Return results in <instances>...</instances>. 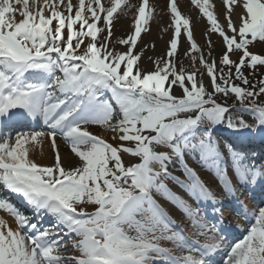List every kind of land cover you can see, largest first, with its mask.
Instances as JSON below:
<instances>
[{"label": "snow or ice", "instance_id": "6c2138e0", "mask_svg": "<svg viewBox=\"0 0 264 264\" xmlns=\"http://www.w3.org/2000/svg\"><path fill=\"white\" fill-rule=\"evenodd\" d=\"M125 2L0 0V210L17 224L13 229L0 217V264H208L205 258L218 251L224 252L222 264H264V202L248 208L228 175L230 166L241 186L264 185V166L247 164L232 145L222 150L213 138L225 124L237 132L264 133V103H257L264 95V78L252 82L242 71L264 66V54L250 51L264 42V0H222L226 27L211 0H191L210 25L207 58L190 19L181 14L177 0H170L174 37L167 58H157L155 71L148 73L138 66L143 50L134 54V49L153 19L149 0L138 8L134 31L115 42L128 46L127 51L117 52L112 44L113 21ZM236 7L242 9L238 22ZM102 17L104 27H99ZM105 29L107 36L99 41ZM182 29L190 44L186 55L206 70L211 91L202 79L197 81L199 69L186 73L176 67ZM212 33L225 45L219 67L211 58ZM236 52L239 59H231ZM229 94L241 103L237 111L249 113L255 123L231 117L226 101L218 99ZM247 98L252 99L245 104ZM36 123L48 132L35 130ZM84 125L111 131L119 143H109ZM45 135L54 152L50 166L29 158L28 145ZM58 135L78 166H63ZM124 154L139 162L126 165ZM186 157L213 173L247 220V227L237 225L236 238L225 242L217 235L224 200ZM176 164L186 180L169 170ZM169 179L198 205L210 203L216 219L202 217L199 207L164 183ZM154 192L191 222L193 238ZM69 242L79 255H66ZM162 242L173 244L179 254Z\"/></svg>", "mask_w": 264, "mask_h": 264}, {"label": "bare ground", "instance_id": "6f19581e", "mask_svg": "<svg viewBox=\"0 0 264 264\" xmlns=\"http://www.w3.org/2000/svg\"><path fill=\"white\" fill-rule=\"evenodd\" d=\"M78 0H73V3L76 4ZM102 3L105 4V6L110 5V0H102ZM142 5V0H126L125 4L121 7V9L118 11L117 16L123 12H125V16L123 17H117L115 18L116 23L113 24V36H112V44L115 47L117 52H125L127 51L128 46L126 45H119L116 44L117 39L121 38H126L130 33L134 31V21L135 18L138 15V8ZM211 3L215 5L214 11L216 12L218 16V20L222 25H225L226 27V21H225V15H226V8L222 4V0H211ZM169 4L170 0H149V5L153 9V19L149 22V28L150 32L148 37H146V40L142 41L138 48V53L143 50V55L141 56L139 63V68L141 72L143 73H148L155 71V64L154 61L157 58H167L166 54L169 51V45L171 39L174 37V27H170L172 24V19H171V13L169 9ZM177 5L179 10L181 11V14L188 17L191 21L192 27H193V35L194 39L196 40L197 44L202 48L205 47L204 53L205 56L207 57V53L209 51L207 44H206V30L210 27V25L207 22L206 17H204L199 9H197L192 3L191 0H177ZM158 10V11H157ZM159 12V15L157 16L156 12ZM242 11L240 7L235 8V13H234V19L237 20L238 22V15ZM47 14V13H46ZM127 17V18H125ZM21 19L19 16L18 20ZM114 21V22H115ZM184 31L182 29V34L180 38V43L178 46V52L175 56V63L176 67L179 70L181 67L185 70L186 73H189L188 70L185 68L187 66L192 67L194 66L191 58L186 55L187 52L190 50V44L187 41L186 37L183 36ZM217 36L215 33H212L210 36V39L212 41V49H211V58L216 59L218 58V55L220 51H222V44L221 41H217ZM217 41V42H216ZM154 45V47H153ZM225 51V47L223 48ZM251 50L253 52H259L264 50V45L263 44H254V46L251 47ZM223 51V52H224ZM192 55H198L197 53H192ZM199 64V60L196 61V65ZM202 80H207V78L202 77ZM174 94L179 95L180 90L178 88L173 89ZM99 136H102L104 139H106L109 143H112L113 145H116L119 143L118 140L112 139L113 133L111 131L102 132ZM219 138L220 146H222L221 143L224 141ZM41 138L38 139V142L34 144L28 145L30 149V159H34V161L40 165H47L50 166L54 163V152L51 150L48 151L50 148L49 145L45 144L44 142H39ZM57 143V142H56ZM61 155V161L62 164L65 168H69V165L73 162V160L77 159L79 162L78 158L74 156V154H65L64 152L60 151ZM243 154V153H242ZM244 155V154H243ZM123 156H127L128 158H132L131 156L124 154ZM188 158V157H187ZM188 158V163H191ZM76 161V160H75ZM76 163L78 164V162ZM78 166V165H77ZM191 167L194 168V165H190ZM179 166L176 165H169V170L172 172L179 173L176 169ZM204 175V174H201ZM203 177V176H202ZM204 179V177H203ZM254 187H251V190H254ZM259 188V187H256ZM227 199V198H225ZM224 199V200H225ZM192 206L196 203L195 200L189 199L187 200ZM91 206H87V208H90ZM197 207V206H196ZM89 210V209H88ZM173 217L175 218L177 224L178 219L175 214H172ZM0 217L4 218L7 223L15 229L17 227V224L14 220V218L10 215L4 212L3 210H0ZM239 225H241L238 222ZM237 225V222L235 223ZM201 243L204 242L203 239H200ZM169 244V243H168ZM171 249L175 250V246L170 243Z\"/></svg>", "mask_w": 264, "mask_h": 264}, {"label": "rangeland", "instance_id": "374dc122", "mask_svg": "<svg viewBox=\"0 0 264 264\" xmlns=\"http://www.w3.org/2000/svg\"><path fill=\"white\" fill-rule=\"evenodd\" d=\"M140 4L141 3H139V6H140ZM137 8H139L138 6H137ZM158 11V10H157ZM125 12L126 11H123V12H121L118 16L119 17H123V16H125L124 14H125ZM156 11H154V13H155ZM156 14H157V16L159 15V12H156ZM185 15V14H184ZM116 16H117V14L115 15V18H116ZM117 16V17H118ZM18 18H19V16L17 15V17H16V19L18 20ZM115 18H114V21H115ZM125 18H127V17H125ZM113 21V24L114 23H116V21L114 22ZM54 24H55V22H54ZM99 27H104V22H103V17H102V19H101V22L99 23ZM149 30L148 31H146V32H142V34H141V37H140V39L138 40V42H137V45H136V48L134 49V54L135 53H138V48H139V46H140V44L142 43V41H144V40H146V37H148V35H149V32H150V28H149V24L146 26ZM112 33H113V25H112ZM230 34V33H229ZM215 35L217 36L216 38H217V41H221V44H222V51H220L219 52V54L220 55H218V58H216V60H217V65H218V67L220 66L219 65V60H220V57L222 56V54L224 53L223 51H224V43H223V40H222V38L221 37H219V35L218 34H216L215 33ZM105 36H107V29H105V31L104 32H102V33H100V34H98V40L99 41H102L103 40V38L105 37ZM113 36V35H112ZM183 36H185L186 37V35L185 34H183ZM216 41V42H217ZM219 41V42H220ZM87 42H88V40L86 39L85 40V44H87ZM257 44H263L264 45V42H257ZM127 49H128V47H126ZM205 47H202V49H204ZM83 50V46L81 47V51ZM255 53H258V54H264V50H262V51H260V53L259 52H255ZM198 56V55H197ZM239 56H240V54H239V52H236V53H233V54H230V58L231 59H233V60H238L239 59ZM207 58V57H206ZM138 66H139V63H138ZM187 70H188V72L190 73V72H192V71H194V70H197V69H199V71L197 72V77H196V79H197V81H200L201 79H202V77H205V78H207V80H202L203 81V83L205 84V86L206 87H208V89H209V91H211V86H210V78L207 76V74H206V70L203 68V66L202 65H200V63L198 64V65H196V66H192V67H189V66H187V67H185ZM233 71H234V69H233ZM246 76L248 77V79L251 81V79L252 78H255V77H258V81L260 80V79H262V78H264V66H259L256 70H252V69H250V68H248L247 67V69H246ZM256 72H257V74H259L260 76H257L256 75ZM201 73H204V75L201 77ZM262 76V77H261ZM264 98V97H263ZM231 112V111H230ZM234 117H235V119H237V118H241V116H240V114H237V113H234ZM244 119V118H243ZM250 121H251V118H248ZM84 127H86L90 132H92V133H94V134H96V135H100L102 132H108V130H106V129H104V128H102L101 126H97V125H84ZM220 127H222L223 129H226L227 128V126H226V124L225 125H223V126H220ZM228 129V128H227ZM229 130V133H233V132H237V131H234V130H231V129H228ZM40 142V141H39ZM45 144H47V145H49L47 142H44ZM51 148H49L48 149V151L50 150ZM61 151L62 152H64L65 154H69L66 150H64V149H61ZM29 155H30V152H29ZM123 159H124V162H125V164L126 165H128V164H130V163H133V162H139L138 161V158H134V157H132V158H128L127 156H123ZM34 160V159H33ZM76 161H77V159H75ZM75 160H73V164H71V165H69V168H71V167H75V166H77L78 164H79V162H78V164L76 163V161ZM192 161V160H191ZM193 165L194 166H197V168L199 169V171H201V172H203V174L205 175V184H206V180H207V184L208 183H210V184H212L214 181H216V184H215V187L213 188V186H208L210 189H215V190H219V189H221V187H220V184L218 185V180L216 179V177L213 175V173L212 172H208L207 171V175H206V171L203 169V168H201L200 166H198V165H196V163L195 162H193ZM232 171H230L229 170V172H228V175H229V177H231V175H232V179H233V174L231 173ZM177 175H179V173L177 174ZM214 179V180H213ZM165 181H167V183H169V180H165ZM204 181V180H203ZM172 183V182H171ZM170 184V183H169ZM206 184V185H207ZM172 185V184H171ZM218 186V187H217ZM247 204V206L249 207V208H253V201L252 200H250L249 202H247L246 203ZM89 209V211H91L92 210V206L90 207V208H88ZM179 218H180V220L181 221H184L185 220V218H184V216L182 215V214H180L179 215ZM184 224H185V226H187V231H190L191 232V234L195 231V229L194 228H191V224L190 223H185L184 222ZM162 246H165V247H167L168 246V244L166 243V242H162ZM68 249H69V251L66 253V255H69V256H73V255H79L78 254V252L77 251H74V250H72V248H71V243H70V245L68 246ZM174 254V253H173ZM175 255H177V254H175Z\"/></svg>", "mask_w": 264, "mask_h": 264}]
</instances>
